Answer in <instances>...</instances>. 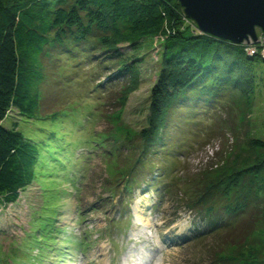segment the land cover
I'll use <instances>...</instances> for the list:
<instances>
[{"label": "rangeland", "instance_id": "1", "mask_svg": "<svg viewBox=\"0 0 264 264\" xmlns=\"http://www.w3.org/2000/svg\"><path fill=\"white\" fill-rule=\"evenodd\" d=\"M257 37L253 45L264 47V32L257 30ZM144 43L136 56L140 85L126 100L121 90L131 76L105 86L119 72L115 60L100 64L105 54L97 48L45 61L42 119L9 112L5 126H16L42 149L35 182L0 209V264H264V55L247 54L261 60L240 81L242 89L226 87L217 103L198 105L192 114H170L165 134L172 149L150 155L156 166L149 172L147 160L142 170L135 167L137 181L130 180L135 188L128 192L117 170L122 164H113L132 154L114 143L115 117L123 110L128 129L146 126L160 59L152 39ZM113 146L118 157L110 154ZM237 177L255 202L237 222L226 224L220 214L211 228L205 207L226 203L216 194L218 182Z\"/></svg>", "mask_w": 264, "mask_h": 264}, {"label": "trees", "instance_id": "2", "mask_svg": "<svg viewBox=\"0 0 264 264\" xmlns=\"http://www.w3.org/2000/svg\"><path fill=\"white\" fill-rule=\"evenodd\" d=\"M186 22L189 20L179 0H0V209L16 203L21 192L37 179L41 144L26 138L16 126L8 128L4 123L12 109L28 119H42L40 87L46 60L75 58L81 51L100 49L105 54L100 64L115 60L119 72L115 78L109 75L111 80L105 86L115 85L113 79L131 76L121 90L123 101L140 85L137 51L144 50L147 38L159 47L160 69L151 90L146 126L139 132L128 129L121 122L123 110L115 117L114 143L129 147L132 154L124 162L113 164H122L117 170L128 192L135 188L130 180L137 181L135 167L142 170L147 160L149 172L156 164L148 157L172 149L165 134L171 113L181 109L192 114L198 105L217 103L220 90L229 86L242 89L240 81L250 78L252 65L261 59L247 55L245 43L237 45L202 34L197 26L191 29ZM122 44L131 45L136 53L122 52ZM134 135L141 143L134 142ZM110 154L118 157V147L110 149ZM133 159L135 163L128 169ZM240 171L244 170L237 175ZM225 180L218 182L221 184L216 194L221 193L226 203L209 201L212 205L204 209L211 228L218 225L220 214L228 220L226 224L237 222L256 200L255 195L247 193L241 177ZM191 203L190 207H198V203Z\"/></svg>", "mask_w": 264, "mask_h": 264}, {"label": "water", "instance_id": "3", "mask_svg": "<svg viewBox=\"0 0 264 264\" xmlns=\"http://www.w3.org/2000/svg\"><path fill=\"white\" fill-rule=\"evenodd\" d=\"M200 32L233 44L257 41L264 32V0H179Z\"/></svg>", "mask_w": 264, "mask_h": 264}, {"label": "built area", "instance_id": "4", "mask_svg": "<svg viewBox=\"0 0 264 264\" xmlns=\"http://www.w3.org/2000/svg\"><path fill=\"white\" fill-rule=\"evenodd\" d=\"M246 45H250V47H249V48H250V49H249L250 51L248 50V52H247L249 55H252V54H254L255 52H257V53H258V52H261L260 55H262V54L264 55V47L261 48L260 46L253 45V43H251V44H246Z\"/></svg>", "mask_w": 264, "mask_h": 264}]
</instances>
